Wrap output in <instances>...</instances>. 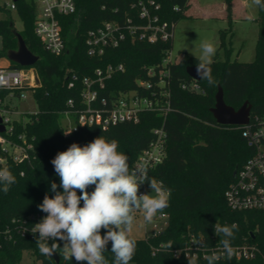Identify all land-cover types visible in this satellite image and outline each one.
Wrapping results in <instances>:
<instances>
[{
  "label": "trees",
  "instance_id": "trees-1",
  "mask_svg": "<svg viewBox=\"0 0 264 264\" xmlns=\"http://www.w3.org/2000/svg\"><path fill=\"white\" fill-rule=\"evenodd\" d=\"M138 0H74L75 12L59 15L64 50L58 54L46 51L40 39L34 33L37 6L33 0L15 2V12L22 21L21 30H16L9 16L0 18V57L18 47L16 33H19L28 50L38 57L32 65L39 78L40 85L33 88L32 96L36 104V114L29 115L24 124L15 123L14 134H24L29 157L16 163L6 157L5 163L16 177V183L5 194L0 191V264H17L24 255L40 261V264H86L63 259L56 252L59 261L40 254L36 241L39 236L30 237L26 230L39 223L47 214L40 211L38 205L47 194L54 197L51 183L55 182L57 191L60 178L55 173L51 161L72 143L84 146L94 139L104 136L119 143L118 151L129 157V165L139 153L153 140L152 129L164 123L166 132L165 157L163 162L149 173L150 178L162 181L171 190L167 215V225L156 235H147L137 241L136 253L132 264H188L184 256L174 257L172 251L186 246L190 237L202 239L207 247L220 245L222 234H216L214 225L238 224L232 245H250L255 247L256 255L252 259H224L214 264H264V210L233 211L225 201L224 191L233 181V171L252 154L241 135V128L220 125L214 120L210 108L214 106L217 85L223 90V99L234 109L244 101L251 104L250 120L264 118V9L257 6V38L254 59L249 62L222 60L215 55L211 63L212 74L218 82L215 87L207 81L199 80V91L183 88L192 79L186 74L187 66H195L199 59L185 52L167 67L166 89L170 111L162 117L153 112H141L138 122H121L101 129L100 126L78 127L66 134L64 129L67 109L66 102L73 98L78 102L81 85L75 82L74 88H68L71 74L79 78L93 77V71L108 64H121L123 71H116L104 83L101 96L119 91L137 88V80H155L148 76L147 68H160L162 57L172 49L173 38L167 41L149 43L145 40L127 37L115 48H108L102 56L87 54L85 38L89 30L103 22H117L124 25L127 18L141 22L137 9L133 7ZM148 1V0H142ZM159 5L155 13L160 20L172 22L184 15L188 0H152ZM227 10H229V0ZM0 11H10L2 9ZM153 12V10H152ZM226 43L225 32L220 35L217 52L230 51ZM9 68H22L8 61ZM146 93L145 91H143ZM6 90H0V99L6 96ZM15 90V94H19ZM20 142V141H19ZM151 189L146 182L139 190ZM94 190L90 186L88 191ZM77 194L81 193L77 190ZM83 206V201L81 205ZM106 234L101 230V235ZM172 241L171 248L162 245ZM56 242L49 240L51 245ZM105 257L112 264L111 242L107 245ZM197 264H208L206 259L198 258Z\"/></svg>",
  "mask_w": 264,
  "mask_h": 264
},
{
  "label": "built area",
  "instance_id": "built-area-1",
  "mask_svg": "<svg viewBox=\"0 0 264 264\" xmlns=\"http://www.w3.org/2000/svg\"><path fill=\"white\" fill-rule=\"evenodd\" d=\"M33 1L37 6L34 33L46 51L58 55L64 50V42L57 17L74 13V0ZM132 6L136 7L137 16L141 22L136 23L131 18H127L124 25L108 21L89 30L85 38L88 55L100 57L106 49L117 47L127 37L145 40L149 43L173 38L175 26L172 22L160 20L155 13L159 9L158 4L152 0L146 2L138 0ZM9 9L15 10V2L12 1L9 4ZM171 50H167L163 55L158 70L154 67L147 68V75L155 77V80H137V88L119 91L108 96H101L99 91L104 88L105 81L110 79L114 72L123 71L121 64L116 66L108 64L105 67L95 68L91 78L87 76L79 78L75 73L71 74L67 87L74 88L75 82H79L81 88L77 103L73 98H69L66 102L67 109L64 111L66 134L83 126L97 125L101 129H106L121 122L136 123L141 112H153L164 117L171 109L165 79L168 74L167 66L176 61ZM36 78L40 85L39 78L32 67L9 68L0 65V90L7 91L6 96L0 99V124L4 128L0 132V165L5 163L6 157H10L16 163L23 162L29 157L28 150L32 146L26 142L24 134H14V125L15 123L24 124L29 120V115L36 114V109L19 111L10 105V100L15 95L24 98L21 93L26 90L32 93L33 88L37 87ZM182 87L199 91L197 82L194 80L189 84H183ZM15 90H19L20 93L15 94ZM12 114L19 117L12 118ZM236 127L241 128V135L246 145L252 149V154L235 170L233 181L225 189L226 204L233 211L264 210V118L255 117L253 120L249 119L247 124ZM152 134L153 140L139 153L131 166L135 168L146 163L148 175L151 170L163 162L165 157L164 123L154 127ZM138 194H145V190L140 189ZM162 217H167L165 212L158 213L154 220ZM32 228L28 230L23 228L21 233H27L30 237L39 236V233H32ZM160 232L154 231L149 235H156ZM201 240L190 237L186 246L174 249L172 255L185 258L195 255L205 259L213 253L223 252L220 245L214 247L197 245L196 241ZM59 242L64 244L63 241ZM233 247L235 254L231 259L248 260L256 255V249L253 246L242 244ZM224 259L228 258L222 256L219 260Z\"/></svg>",
  "mask_w": 264,
  "mask_h": 264
},
{
  "label": "clouds",
  "instance_id": "clouds-1",
  "mask_svg": "<svg viewBox=\"0 0 264 264\" xmlns=\"http://www.w3.org/2000/svg\"><path fill=\"white\" fill-rule=\"evenodd\" d=\"M252 2L264 9V0ZM200 48L202 54L196 67L197 76L215 87L218 82L210 65L217 50L207 40L201 42ZM118 147L117 140L100 136L84 146L72 143L51 161L60 178L62 192L57 191L55 182L51 183L54 197L46 194L38 205L39 210L47 215L31 231L39 233L36 246L41 255L50 258L59 252L66 261L74 258L86 264H109L104 254L111 242L112 264H130L137 248V241L131 236L135 213L141 211L143 219L151 223L168 207L171 190L162 181L148 176L146 163L130 167L129 157L118 151ZM145 182L149 183L151 193L138 194ZM15 183L12 171L8 167L0 168V191L7 194ZM90 186H94L91 192L88 191ZM81 201L83 206H80ZM102 229L106 232L103 236ZM214 230L223 236L220 240L223 252L206 256L208 264H214L222 256L233 257L232 241L239 226L236 223H216ZM50 239L63 241V247L56 242L49 245ZM196 243L206 246L203 240ZM162 247L171 248L172 241ZM187 259L188 264H197L195 255Z\"/></svg>",
  "mask_w": 264,
  "mask_h": 264
},
{
  "label": "rangeland",
  "instance_id": "rangeland-1",
  "mask_svg": "<svg viewBox=\"0 0 264 264\" xmlns=\"http://www.w3.org/2000/svg\"><path fill=\"white\" fill-rule=\"evenodd\" d=\"M12 0H0L2 9L10 10ZM226 0H188V6L176 24L173 31V45L171 54L175 60L183 52L196 57L200 61L201 42L204 40L212 43L216 50L220 44V35L225 32L226 43H230V51L224 49L216 51L219 59L237 60L249 62L254 59L255 44L257 38V6L252 0H229L227 10ZM9 16L16 30H21L22 21L14 10L0 11V18ZM215 57V56H214ZM212 58V60L214 59ZM7 61L6 57H0V65ZM22 97L13 96L10 105L19 111L34 110L36 104L30 91H23ZM12 118L19 117L16 114ZM26 117V116H25ZM151 189L145 190L150 194ZM135 222L131 233L132 238L140 239L154 231H162L167 225V217L154 220L151 223L143 219V213H135ZM20 264H40V261L24 255ZM130 264H132L130 262Z\"/></svg>",
  "mask_w": 264,
  "mask_h": 264
},
{
  "label": "water",
  "instance_id": "water-1",
  "mask_svg": "<svg viewBox=\"0 0 264 264\" xmlns=\"http://www.w3.org/2000/svg\"><path fill=\"white\" fill-rule=\"evenodd\" d=\"M13 2H17L18 0H12ZM18 47L16 50H11L7 52L6 58L8 61H12L20 66H32L37 60L38 57L31 53L26 47L23 39L16 33ZM195 66H187L185 68L186 74L194 81H199V77L197 76ZM38 80L36 78V86H38ZM215 103L212 108H210V112L216 121V123L220 125H231V126H240L245 125L249 122L250 119V110L251 104L248 101H244L240 107L234 109L232 106L227 105L223 99V90L220 85H217V91L214 95ZM4 130L3 126L0 124V132ZM235 171H233V175ZM52 259L57 263L59 261V257L56 253L51 255Z\"/></svg>",
  "mask_w": 264,
  "mask_h": 264
},
{
  "label": "crops",
  "instance_id": "crops-1",
  "mask_svg": "<svg viewBox=\"0 0 264 264\" xmlns=\"http://www.w3.org/2000/svg\"><path fill=\"white\" fill-rule=\"evenodd\" d=\"M1 66H8V60H7V61H5V63H4V64H1Z\"/></svg>",
  "mask_w": 264,
  "mask_h": 264
}]
</instances>
